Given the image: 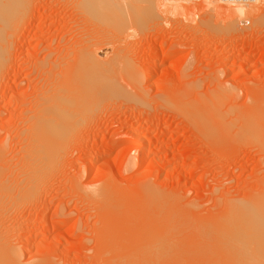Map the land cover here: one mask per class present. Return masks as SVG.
Returning <instances> with one entry per match:
<instances>
[{"label": "rangeland", "instance_id": "obj_1", "mask_svg": "<svg viewBox=\"0 0 264 264\" xmlns=\"http://www.w3.org/2000/svg\"><path fill=\"white\" fill-rule=\"evenodd\" d=\"M20 1L0 22V181L23 185L27 120L44 93L115 82L77 105L27 194H0L3 246L22 264H264V247L238 243L228 223L264 196V0L243 12L119 0L128 16L91 0ZM88 51L103 68L81 70Z\"/></svg>", "mask_w": 264, "mask_h": 264}, {"label": "bare ground", "instance_id": "obj_2", "mask_svg": "<svg viewBox=\"0 0 264 264\" xmlns=\"http://www.w3.org/2000/svg\"><path fill=\"white\" fill-rule=\"evenodd\" d=\"M20 1V0H19ZM119 1V0H118ZM118 1H114V0H91V2H93L92 4L94 5H100V7H104L105 10L106 8L109 9V10H114L115 12L116 11H120L124 8V6H128V4L130 2H125L122 3H118ZM126 1V0H125ZM131 1V0H130ZM134 1V0H133ZM132 1V3H133ZM138 1V0H137ZM141 1V0H140ZM148 3L150 4H154L155 5V0H147ZM171 1V0H170ZM180 1V0H179ZM207 2L210 3V5H214L213 1L215 0H206ZM224 1V0H223ZM226 3L228 2L231 6L233 5H238L236 4L234 1L232 0H225ZM21 2V1H20ZM19 2V3H20ZM84 2V1H83ZM89 1V3H91ZM176 3V0L174 1ZM183 2V1H182ZM16 2V0H0V22L2 23H7L8 21L11 20L12 18V15L14 16V11L15 10V7L18 6V5H15V4H19ZM131 3V4H132ZM140 3V2H139ZM178 3V2H177ZM185 3V2H184ZM206 3V2H205ZM208 3V4H209ZM22 4V3H21ZM171 4V3H170ZM180 4V2H179ZM140 5V4H139ZM239 8L238 10L240 12H243L244 8L242 6H244V4L240 3ZM87 7V5H85ZM138 6V5H137ZM171 6V5H170ZM173 6V5H172ZM215 6V5H214ZM213 6V7H214ZM94 8V7H93ZM97 8V7H96ZM104 8H103V11H104ZM219 7H217L216 5V8H213V9H217ZM89 9V8H87ZM98 10V9H97ZM102 10V9H101ZM125 10V8H124ZM96 11V9H95ZM123 11V10H122ZM121 11V12H122ZM218 11V10H217ZM246 11V9L244 10ZM126 13V11H123ZM175 12V11H174ZM102 13V12H101ZM106 13V12H104ZM119 13V12H118ZM129 13V12H127ZM126 13V14H127ZM232 13V12H231ZM112 14V13H111ZM178 14V13H177ZM121 15V13H120ZM132 15V14H131ZM128 16V14H127ZM142 16V15H141ZM140 16V17H141ZM151 17H153V12L150 14ZM229 16V15H228ZM119 17V16H118ZM121 18V17H120ZM124 18V17H123ZM137 18V16H136ZM143 18V17H142ZM127 19V18H126ZM141 19V18H140ZM114 20V19H113ZM128 21V20H127ZM140 22V21H139ZM116 24V23H115ZM121 23H119L118 25H120ZM2 25V24H1ZM132 25V24H130ZM115 26V25H114ZM126 26V24H125ZM117 27V26H116ZM122 27V26H121ZM126 28V27H125ZM133 28V27H132ZM135 28V27H134ZM3 27L0 26V30H2ZM122 29V28H121ZM131 29V28H130ZM124 30V29H122ZM129 30V29H128ZM132 30V29H131ZM5 32V31H4ZM8 32V31H7ZM117 32V31H116ZM129 32V31H127ZM0 33H2L0 31ZM11 34V33H10ZM127 34V33H126ZM1 36H3V33L1 34ZM1 36H0V39H1ZM5 36V35H4ZM129 36V35H128ZM137 36V35H136ZM12 38V37H11ZM8 39V38H7ZM5 41H6V38H5ZM10 43V42H8ZM98 44V43H97ZM96 46V45H95ZM89 46H87L88 48ZM86 48V49H87ZM96 49V47H95ZM118 49V48H117ZM6 48L5 46L2 44V42H0V70L3 66V64L5 63L4 60L5 59H8L6 58V53L5 52ZM94 50V48H93ZM98 51V50H97ZM117 51V50H116ZM122 51V50H121ZM87 52V51H86ZM90 52V51H88ZM115 52V51H114ZM92 53V51L90 52ZM97 53V52H96ZM116 53V52H115ZM89 53H85L86 56H84L83 58H86L87 57L89 58L88 61L85 59L86 63H90V64H86L85 65V61L83 60V62L81 61V63H84L83 66H86L84 67V69H80L81 70H85L88 72V70L90 69L89 67L93 64L94 65H97V64H100L101 62V59H99L96 54H90V55H87ZM111 54V52H110ZM123 54V53H122ZM111 56V55H109ZM118 58V55H115V58ZM123 56H126V55H123ZM122 56V57H123ZM8 57V56H7ZM120 57V56H119ZM108 58V56H107ZM114 58V57H113ZM114 58V59H115ZM120 61V60H119ZM122 61V60H121ZM4 62V63H3ZM74 62V61H73ZM100 62V63H99ZM118 62V61H116ZM102 63H105L104 61H102ZM101 63V65H102ZM107 63V62H106ZM105 63V64H106ZM111 63H112V60H111ZM114 63V62H113ZM116 64V63H115ZM90 65V66H89ZM109 65V64H108ZM113 65V64H112ZM89 66V67H88ZM92 66V68H93ZM105 66V65H104ZM117 66V65H115ZM82 67V65H81ZM87 67L89 69H87ZM99 67V66H98ZM103 68V65L101 66ZM100 67V68H101ZM108 67V66H107ZM114 67V66H113ZM133 67V66H132ZM67 68V67H66ZM83 68V67H82ZM106 69V68H105ZM110 69V68H108ZM112 69V68H111ZM135 70L137 68H134ZM97 70V69H96ZM102 70V69H101ZM78 72V71H77ZM83 72V71H82ZM82 72H78L80 73V75L82 76ZM108 72H110L108 70ZM135 72V71H134ZM133 72V73H134ZM137 72V71H136ZM151 72L150 69L147 70V73ZM72 73V72H70ZM107 73V72H106ZM115 73V72H114ZM131 73V72H130ZM77 74V73H76ZM85 74V73H84ZM113 74V73H112ZM116 74V73H115ZM137 74V73H136ZM74 75V74H73ZM72 75V76H73ZM79 75V77H80ZM87 74H85V76H87ZM108 75V74H107ZM58 76V75H57ZM69 76V75H68ZM85 76H83V78H85ZM109 76V75H108ZM116 76V75H115ZM78 77V76H77ZM88 77V76H87ZM99 77V76H97ZM113 76H111L112 78ZM118 77V76H117ZM122 77V76H121ZM82 78V79H83ZM90 78V77H88ZM87 78V79H88ZM134 77H132L133 79ZM57 79V78H56ZM86 79V80H87ZM109 79V78H108ZM118 79V78H116ZM67 80V78H66ZM75 80V79H73ZM91 79H89L88 81L90 83H86V82H82L83 80H81L80 82L75 81V82H78V83H73L74 85H67V84H64L62 85L61 87L57 88V89H51L52 91L54 90L55 92L52 93L50 96L47 95L48 91L50 94V89L44 93L41 97H45L41 100L38 101L37 103V109L36 111L34 112V114H31L29 117H28V120L29 121V130H27V132L29 133L28 135V140L26 139V136H25V139H26V142H28V151L27 149L25 151H27V157L26 159L23 157V159H25L27 162L24 163L25 165L22 166V168H25L24 170H26L25 173H23V175L25 174V176H21V177H24L23 178H19V181L20 183L18 182V184H23L21 185V187H19L18 185H15V188L16 189L17 187V193L22 192L24 195L27 194V192H25V190H31L33 188V186L31 185H34L35 183L37 184L38 180H39V172H42L43 169L47 168V167H50V165H52L53 163H55L56 161V158L58 156V153L60 151V147L64 141V134L66 133L67 130H69V125H71L70 121L74 123V120L78 121V119H71L74 115L77 117L76 113L77 111H80V109L82 108H79V107H82L84 103L81 104V106L77 107L78 104H80L81 102H84L86 101L88 98H92V96H94L95 94H100L102 93L105 89L106 91H108L110 88H109V83H114V82H108L107 83L104 81V83H98L100 86H98V84H94V83H91L90 81ZM65 81V80H64ZM87 81V82H88ZM62 82V81H61ZM93 82V81H92ZM70 83V82H69ZM72 83V81H71ZM117 83V82H116ZM115 83V84H116ZM114 84V85H115ZM113 85V84H112ZM120 84L117 83V86ZM58 86V85H57ZM55 88V87H54ZM109 88V89H108ZM97 89V90H96ZM108 89V90H107ZM96 90V91H95ZM51 91V92H52ZM105 93V91H104ZM47 97H46V95ZM103 94V93H102ZM100 94V95H102ZM98 97V96H97ZM96 97V98H97ZM95 99V98H94ZM98 99V98H97ZM90 101V100H89ZM92 101V100H91ZM85 103H88V101H86ZM79 108V109H78ZM76 109H78L76 111ZM76 111V113H75ZM215 115V113H214ZM80 117V116H78ZM77 117V118H78ZM82 117V116H81ZM80 117V119H81ZM73 120V121H72ZM76 124V122H75ZM71 128V127H70ZM27 144V143H26ZM26 146V145H25ZM144 146V138L143 137H139L138 138V147L140 149H142ZM144 152V151H142ZM24 156H25V152H24ZM98 156V155H97ZM143 157V154L141 153L138 158L141 159ZM98 158V157H97ZM21 168V169H22ZM23 171V169H22ZM22 171H21V174H22ZM1 172V171H0ZM2 177V176H0ZM2 179V178H0ZM3 181V180H2ZM0 181V194L1 195H6V196H12V189L14 186H11L10 183H9V186L7 183H5L6 181L2 182ZM16 182V181H15ZM34 182V184H32ZM13 183V182H12ZM14 184V183H13ZM17 184V183H16ZM28 184V185H27ZM35 184V185H36ZM34 185V186H35ZM17 186V187H16ZM31 188V189H30ZM13 189V190H14ZM8 190V191H6ZM29 192V191H28ZM22 195V194H20ZM97 196V195H96ZM105 197V196H104ZM261 199V204L259 203V201H255L257 202V204H255L253 202V205L254 207L251 205L249 206H241L242 209H238L237 211L233 212L230 216V231L232 232L233 235H231V233L229 235L233 236V238L237 239L238 243H242V244H249L251 246V248H259V247H264V196ZM169 200V199H168ZM257 200V199H256ZM163 201V200H162ZM160 202V201H159ZM156 205V204H155ZM165 205V204H164ZM159 206V205H158ZM161 207V206H159ZM240 207V208H241ZM244 207V208H243ZM238 208V207H237ZM109 212V211H108ZM131 213V212H130ZM130 215V214H129ZM160 218V217H159ZM162 218V217H161ZM227 223V225H228ZM225 227H227L225 225ZM229 228V227H228ZM224 232V231H223ZM233 239L232 237H229V239ZM4 239V238H2ZM1 239V240H2ZM230 239V240H231ZM233 239V241H234ZM0 240V242H1ZM3 242V241H2ZM0 243V264H22L20 263L21 261H19L17 258H16V254L15 252L13 251H9L10 250V246L11 244H9L10 246H8V249L5 248V246H3V243ZM7 242V241H6ZM235 242V241H234ZM5 243V242H4ZM10 243V242H9ZM6 244V243H5ZM232 244V243H231ZM241 244V245H242ZM240 245V246H241ZM248 245L249 249H250V246ZM237 247L239 245H236ZM7 247V246H6ZM234 247V246H233ZM244 247V246H243ZM236 248V247H235ZM252 248V250H253ZM238 249V248H237ZM247 249V247H246ZM256 249V250H257ZM261 250V249H260ZM244 251H246L244 249ZM256 252V251H255ZM236 253V252H235ZM240 253V252H239ZM238 254V253H237ZM248 254V253H247ZM252 254V253H251ZM256 254V253H255ZM19 255V254H18ZM245 255V254H244ZM250 255V254H249ZM264 255V254H263ZM261 256V254H260ZM242 258V257H241ZM238 259V258H237ZM243 259V258H242ZM262 260V259H261ZM260 260V261H261ZM244 263V262H243ZM242 263V264H243ZM263 263V262H262ZM261 264V263H259Z\"/></svg>", "mask_w": 264, "mask_h": 264}, {"label": "built area", "instance_id": "obj_3", "mask_svg": "<svg viewBox=\"0 0 264 264\" xmlns=\"http://www.w3.org/2000/svg\"><path fill=\"white\" fill-rule=\"evenodd\" d=\"M188 1H191V0H188ZM234 1L235 3H244V2H247V1H256V0H232ZM246 23H249V21H245Z\"/></svg>", "mask_w": 264, "mask_h": 264}]
</instances>
